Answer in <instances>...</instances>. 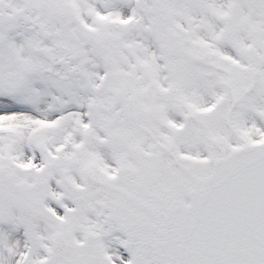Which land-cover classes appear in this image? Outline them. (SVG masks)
Masks as SVG:
<instances>
[{
	"label": "snow or ice",
	"instance_id": "snow-or-ice-1",
	"mask_svg": "<svg viewBox=\"0 0 264 264\" xmlns=\"http://www.w3.org/2000/svg\"><path fill=\"white\" fill-rule=\"evenodd\" d=\"M0 264H264V0H0Z\"/></svg>",
	"mask_w": 264,
	"mask_h": 264
}]
</instances>
